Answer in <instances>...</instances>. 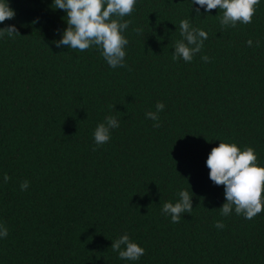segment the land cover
Instances as JSON below:
<instances>
[{
  "label": "trees",
  "instance_id": "obj_1",
  "mask_svg": "<svg viewBox=\"0 0 264 264\" xmlns=\"http://www.w3.org/2000/svg\"><path fill=\"white\" fill-rule=\"evenodd\" d=\"M7 2L16 15L0 29L20 36L0 37V264H264V210L222 216L206 166L224 142L253 147L264 167V0L235 28L219 9L197 17L191 0H137L115 69L95 47L55 46L67 24L53 0ZM182 19L208 34L190 63L172 59ZM157 102L159 128L145 115ZM110 115L119 127L96 145ZM180 190L193 210L172 223L162 205ZM124 234L139 260L112 250Z\"/></svg>",
  "mask_w": 264,
  "mask_h": 264
},
{
  "label": "clouds",
  "instance_id": "obj_2",
  "mask_svg": "<svg viewBox=\"0 0 264 264\" xmlns=\"http://www.w3.org/2000/svg\"><path fill=\"white\" fill-rule=\"evenodd\" d=\"M136 2L137 0H53V10L64 11L66 13L64 20L67 24L62 38L53 43L57 48L63 46L81 52L95 47L111 68L127 67L125 48L129 41L124 32L131 21L125 20L124 17L134 12ZM259 3L260 0H191V5L199 6L194 9L197 17L201 15V8L205 13L219 9L222 15L217 17L221 26L225 28H235L237 23L245 25L252 23ZM15 15L7 0H0V23L14 19ZM179 30L181 39L174 44L172 59L176 61L182 58L184 62L190 63L203 49L208 34L194 27L189 19L180 21ZM135 31L140 33L142 29L137 28ZM5 35L16 36L19 35V31L15 25H10L0 29V37ZM247 45L252 47L253 41L248 40ZM201 59L209 62L206 55ZM164 108L162 102H157L156 112L145 114L146 118L154 121L153 127H160L158 113ZM118 127L119 121L114 116H107L94 130L95 144L107 143L111 139V130ZM206 166L210 170V180L217 186H224L226 202L218 209L222 216H229L234 209L237 215L252 220L264 210V167L259 166L253 147L246 146L241 150L235 143L220 142L218 147L211 149ZM3 179L7 183L11 178L5 174ZM28 187L27 180L20 185L22 191ZM178 195L177 202H165L162 205V213L170 216L172 223H179L183 213H190L193 210V193L180 190ZM224 226L221 221L215 223L216 228L223 229ZM7 235V228L0 225V238H6ZM111 248L118 252L121 260L137 261L145 254V249L133 242L128 234L112 241Z\"/></svg>",
  "mask_w": 264,
  "mask_h": 264
}]
</instances>
